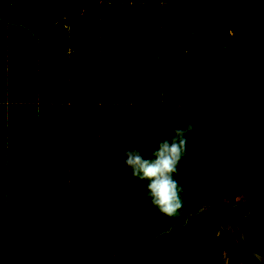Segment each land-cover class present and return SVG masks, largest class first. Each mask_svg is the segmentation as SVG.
I'll return each instance as SVG.
<instances>
[{
	"label": "trees",
	"instance_id": "obj_1",
	"mask_svg": "<svg viewBox=\"0 0 264 264\" xmlns=\"http://www.w3.org/2000/svg\"><path fill=\"white\" fill-rule=\"evenodd\" d=\"M170 1L0 0V104H70L72 158L86 157L90 164L101 155L105 164L112 157L119 170L118 186L101 190V194L116 193L113 198L120 204L112 233L0 234V264H111L136 255L159 234L162 236L150 250L122 264H188L183 247L190 242L199 260V251L207 250L204 263L195 264H259L241 241L239 228L235 233H224L225 219L214 218L217 209L204 210L188 222L186 219L202 205H213L212 199L219 198L231 182L241 185L248 178L228 177L239 169L237 157L235 163L228 159L229 164L217 165L222 169L213 177L205 175L225 154L228 148L222 143L232 136L219 129V111H224L237 87L250 89L261 79L264 86V0H253L252 6L260 7L254 22L245 15L235 27L231 19L237 16L236 7L246 0H205L203 5H221L201 36H194L197 26L193 24L201 0L189 7L192 14L185 24L180 20L164 23L163 6ZM2 7L11 8L12 16ZM236 48L242 58L240 74L229 95L216 104L208 90L222 82L225 57ZM180 49L185 73L177 68ZM164 57L169 59L177 83L164 79ZM160 106L183 109L184 121L179 127L195 125L187 159L177 177L181 183L184 168H195L191 181L195 192L189 190L191 185L181 192L183 206L172 218L150 207L144 198V183L133 181L122 156L128 148L125 136L130 125H136L135 145L145 157L171 135L173 121L159 119L156 108ZM253 111L245 134L264 138V107ZM77 144L84 147V153L78 154ZM257 147L256 152H261L258 143ZM254 154L251 164L257 163ZM213 178L226 180L220 185L223 189L210 186ZM96 197L100 199L98 194ZM231 201L225 204L233 205ZM252 221L245 219L243 223L252 230L254 226L257 233L243 230L244 236L264 256V233L259 230L262 222ZM171 228L170 237L174 238L166 246L163 233Z\"/></svg>",
	"mask_w": 264,
	"mask_h": 264
},
{
	"label": "rangeland",
	"instance_id": "obj_2",
	"mask_svg": "<svg viewBox=\"0 0 264 264\" xmlns=\"http://www.w3.org/2000/svg\"><path fill=\"white\" fill-rule=\"evenodd\" d=\"M196 1L197 0H171L169 4L163 6L164 23L172 22V20H180L183 24L188 23L192 14L189 7L194 6ZM204 1L205 0L200 1V8L193 18V24L197 26L194 36H201L204 32L203 30L205 26H208L213 22L214 18L213 20L210 19L215 16V11L218 9L219 5H221L218 3L203 5ZM252 3L253 0H246L243 4L236 7L237 16L231 19L233 27L238 23V19L245 15H249L250 20L254 22L253 20L256 19L260 12V7L252 6ZM2 10L7 16H12L13 14V10L9 7H2ZM242 38L243 36L241 39ZM237 45L238 43L235 47H237ZM181 52L180 49L178 51L177 68L179 71L185 73L187 70L184 66V55ZM164 63V79L169 82L177 83L178 80L171 74L169 59L164 57ZM241 64L242 58L237 53V48L225 57L223 69L224 78L222 82L214 87L213 90H208L209 96L214 99L215 103L219 100L222 101L229 95L230 90L236 81L237 74H240L238 71L240 70L239 67ZM243 74L244 73H241V75ZM263 107L264 86L261 79L255 81L250 89H241V87H237V89L234 90V95L230 101L224 104V111H219V113L222 114V118L218 124V126H220L219 129L228 131L232 136L222 143L223 145H226V148L228 149L225 151L224 155H222L217 161H214L215 166L210 169L211 171H207L205 177H208L210 173L213 177L214 174L218 173V170L222 169L217 165L223 167L224 165L229 164L228 159L235 163V157L238 158V167L240 170L238 169L236 173L230 174L228 177L232 180L235 176L240 177L242 175L248 177L245 181H242L241 185H239L238 182L233 181L231 184H228L225 189L220 187V185L222 182L223 184H226V180L218 182L217 179L214 180L213 178V181L211 182L210 186H212V188L223 189V191L217 195L220 200L226 201L225 203L233 200V202L231 201V203L234 204L233 206H227L225 204L222 205V207L218 206L214 213V218H223L226 222L228 220L233 221V224L235 225L227 222L225 229L229 232H236L237 228L240 229V221L243 216H246L245 219H249L250 221H261L262 226L259 227V230L261 231L260 233H264V138L260 137L255 139L254 137L245 134L250 130V119L254 112L253 110L256 108L260 111ZM156 110L158 112V117L162 122L169 119L173 121L172 129L179 127L184 121V111L181 107L173 110L172 108L160 106L157 107ZM257 143L261 147V152H256L258 148ZM251 149L254 151L250 152ZM252 154L257 157L256 164H251ZM233 172H235V170H233ZM118 173L119 170L116 169V164L112 157L108 158L105 164L101 155L98 160H95L90 164L83 162L81 167L76 171V180L81 181L79 187L72 190L58 188L51 191H42L44 194L43 202L38 205L37 209L45 210V212H52V204H54V211H58L59 216L65 218V222H62L60 226L68 232L70 227H72L73 233H84L86 230H89L91 233H112L111 228L114 224V219H117L119 214V200L113 198L116 193L111 194V196H108L107 194L102 195L101 190H106L108 188L112 189L118 186ZM220 175L224 176L222 173H220ZM130 186L131 184L127 185L128 188H130ZM189 190L195 192V185H191ZM96 194L100 196V199L96 197ZM127 194L128 193H126L125 196H127ZM212 201L215 202V199H212ZM213 205L211 202V205L209 206ZM77 207H80L79 209H81V213L79 212L77 217L73 220L71 218V212H77L76 210H79ZM245 209L246 211H250V214L243 215ZM237 219H239L238 225L236 224ZM245 219L242 220V224ZM255 221H252L251 223L256 224ZM36 224H39V222ZM115 226H117L116 221ZM252 227L253 230L249 225L246 226V224H243V230H245L246 233H257L254 229L255 227ZM61 228H57V231H54V233L62 235V232H58ZM175 229L178 231L177 227H175ZM0 232L2 235H8L2 233V231ZM22 232L23 233L10 234H46L45 229L42 228L41 225L38 227H32L31 231L30 229H24ZM47 233H53V230L48 231ZM210 242L212 245L216 244L215 240L210 239ZM199 254L201 255L202 260H199L192 253L191 255H186L187 257L185 256L184 259L191 260L195 257L194 260L196 263H204L207 250H200ZM223 260L224 263H227V254H225Z\"/></svg>",
	"mask_w": 264,
	"mask_h": 264
},
{
	"label": "crops",
	"instance_id": "obj_3",
	"mask_svg": "<svg viewBox=\"0 0 264 264\" xmlns=\"http://www.w3.org/2000/svg\"><path fill=\"white\" fill-rule=\"evenodd\" d=\"M66 54L70 55V50ZM70 119V104H0L2 233H23L24 229L31 231L32 227L41 225L49 235L48 231L53 230L54 233L65 222V218H61L58 211H54V204L52 212H45L37 207L43 202L42 191L58 188L72 190L81 184V181L76 180V171L86 162V157L79 156L76 161L72 158ZM75 146L79 155L85 152L80 144ZM79 210L71 212L73 220L81 213V209ZM72 231V227L69 232L62 227L58 232L66 234Z\"/></svg>",
	"mask_w": 264,
	"mask_h": 264
},
{
	"label": "clouds",
	"instance_id": "obj_4",
	"mask_svg": "<svg viewBox=\"0 0 264 264\" xmlns=\"http://www.w3.org/2000/svg\"><path fill=\"white\" fill-rule=\"evenodd\" d=\"M194 124L185 123L172 129L169 137L159 142L147 157L137 145L122 152L123 165L133 181L144 183V198L160 215L172 218L183 206L182 187L177 177L180 165L187 159L189 138Z\"/></svg>",
	"mask_w": 264,
	"mask_h": 264
},
{
	"label": "water",
	"instance_id": "obj_5",
	"mask_svg": "<svg viewBox=\"0 0 264 264\" xmlns=\"http://www.w3.org/2000/svg\"><path fill=\"white\" fill-rule=\"evenodd\" d=\"M130 127H136V125H130ZM136 135V133H135ZM187 182L188 180L186 179L183 184L181 185L182 189L184 190L186 185H187ZM182 190V191H183ZM217 205H220V203H215L213 206H208V205H202L201 208L199 209V211L196 213V214H193V215H190L187 217L186 219V222L189 221L190 218H196L197 216H199L200 214H202V212L204 210H212L214 208L217 207ZM246 214H250V211H248V213ZM246 216H243L241 221H240V229H239V237L241 239V241L243 242V244L248 247L250 253L252 254V256L257 259V261L259 262V264H264V256L258 254L254 249L253 247L251 246V243L249 242L248 239H246V237L244 236V232H243V224H242V220L245 219ZM173 228H171L169 230V232H166V233H170L171 230ZM162 236V234H159L157 235L153 240H151L149 242L148 245H146L143 249H141V251L139 253H137L136 255H130V256H125V257H121V258H118L117 260H115L113 263L111 264H120V263H123V262H126V261H133V260H136L138 259L139 257H141L143 254H145L148 250L151 249V247H153V245L155 244V242Z\"/></svg>",
	"mask_w": 264,
	"mask_h": 264
},
{
	"label": "flooded vegetation",
	"instance_id": "obj_6",
	"mask_svg": "<svg viewBox=\"0 0 264 264\" xmlns=\"http://www.w3.org/2000/svg\"><path fill=\"white\" fill-rule=\"evenodd\" d=\"M135 133H136V128L135 127H129V129H128V131H127V134H126V136H125V140L127 141V147L129 148V147H131L133 144L135 145V141H136V135H135ZM117 163H119V162H117ZM194 169L195 168H193V169H190L189 167H186V168H184V173L183 174H181V177L184 179V180H182L183 182L187 179L188 180V182H187V185H186V187H185V189L186 188H189V186L191 185V181H192V178H193V176H194V174H195V172H194ZM183 182H181V185L183 184ZM184 189V190H185ZM189 192V191H188ZM191 195L192 194H189V193H187V197L188 198H191ZM193 198V197H192ZM191 200V204H193V205H195V201H193V199H190ZM225 202L226 201H222V200H220V198H215V202H214V204L215 203H220V205H217V207L218 206H221L222 207V205H224L225 204ZM226 205V204H225ZM234 205V204H233ZM233 205H227V206H233ZM217 207L216 208H214V209H217ZM230 208V207H229ZM245 211H246V209H245ZM246 213H248V212H246ZM188 216H190V215H188ZM240 219V218H239ZM239 219H237L238 221H239ZM227 222H229L230 224H232V225H235V224H233V221H231V220H228ZM227 222H226V225H227ZM244 224V223H243ZM237 225H238V223H237ZM224 233H235V232H229V231H227L226 229H224ZM256 231H257V229H256ZM167 238H166V242H165V245L166 246H168V243L170 242V241H172L173 240V238L174 237H170V235H171V233H163ZM169 237V238H168ZM183 257L185 258V256L186 255H191V253L195 256V245L194 244H192L191 242H190V244L189 245H187V246H184L183 247ZM187 257V256H186ZM195 257L194 258H192L191 260H185V261H187L188 262V264H195Z\"/></svg>",
	"mask_w": 264,
	"mask_h": 264
}]
</instances>
